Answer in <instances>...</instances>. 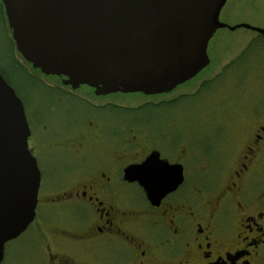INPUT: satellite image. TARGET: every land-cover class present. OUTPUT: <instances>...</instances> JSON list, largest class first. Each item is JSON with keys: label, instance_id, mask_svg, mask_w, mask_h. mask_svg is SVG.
Returning <instances> with one entry per match:
<instances>
[{"label": "flooded vegetation", "instance_id": "1", "mask_svg": "<svg viewBox=\"0 0 264 264\" xmlns=\"http://www.w3.org/2000/svg\"><path fill=\"white\" fill-rule=\"evenodd\" d=\"M33 70L51 80L37 78L49 95L45 107L53 114L68 104L72 108L75 99L95 112L119 114L124 108L113 100L90 98L121 91L97 94L87 84L74 86L65 82V76ZM75 119L76 126L64 131H56L50 122L41 123V134L29 124L28 144L36 159L40 150L57 160L38 165L41 180L34 219L6 242L4 258L14 247L16 255L32 256L34 264H264L262 100L249 107L244 122L232 126L230 141L225 142L232 157L226 161L209 152L204 155L194 146L192 133L181 136L170 153L166 148L172 144V134L167 130L160 136L139 134L132 127L125 130L119 117L95 113ZM225 124L216 123L219 138L205 150H218L214 147L227 137ZM152 151L171 164H182L184 175L177 187L155 202L125 172ZM199 153L209 161L201 164ZM214 164L213 178L188 174V166L205 174Z\"/></svg>", "mask_w": 264, "mask_h": 264}, {"label": "water", "instance_id": "2", "mask_svg": "<svg viewBox=\"0 0 264 264\" xmlns=\"http://www.w3.org/2000/svg\"><path fill=\"white\" fill-rule=\"evenodd\" d=\"M18 51L46 74L97 94L172 90L210 63L208 43L227 0H1ZM24 104L0 72V264L5 244L34 219L41 173ZM155 202L183 180V165L152 151L125 170Z\"/></svg>", "mask_w": 264, "mask_h": 264}, {"label": "rangeland", "instance_id": "3", "mask_svg": "<svg viewBox=\"0 0 264 264\" xmlns=\"http://www.w3.org/2000/svg\"><path fill=\"white\" fill-rule=\"evenodd\" d=\"M4 11L1 9L0 0V72L21 98L25 105L27 120L36 133L42 132L41 123L50 122L56 131H64L76 126L75 117L80 116L82 120L84 114L95 113L100 116L119 117L125 125V130L132 127L133 132L136 131L139 134L144 132L146 135L150 133L160 136L163 130L171 132L172 144L166 148L170 153L179 143L181 136L186 132L192 133L194 146H198L204 155V152H209L208 155L214 156L217 160L226 161L232 157L225 143L230 141L232 126L244 122L249 107L254 102H258L259 99L264 102V38H260V33L257 31L244 26L235 29L225 26L218 28L208 43L210 63L195 76L178 84L172 90L157 95L140 92L121 93L102 98L90 95V98L95 99L96 102L113 100L121 104L124 108L120 109L119 114L116 111L105 109L95 112L77 99L72 100V108L69 104L63 108L64 102L60 106L63 109L53 114L45 107L49 95L46 94L47 91L37 78L51 80L33 70V64L17 50ZM220 19L228 26L245 23L264 28V0H227L220 11ZM252 46L250 66L247 63L245 70H226L220 82L194 96L204 80L214 78L226 64L237 58L244 49ZM23 66L25 69H22ZM181 96H188V98L170 105L165 110V106H168L165 102ZM147 103L162 106L151 107ZM217 122L228 123L222 127L225 131L223 136L227 137H221L220 141L223 140V142L214 147L218 150L207 151L204 148H208L209 144L219 138L216 134ZM241 137L242 135H236L238 139ZM219 146L221 147L218 148ZM42 153L37 150L39 166L44 167L52 160L56 162L54 154ZM197 159L201 164L207 160L201 153L198 154ZM188 169L189 176L193 175L198 178L203 175L213 178L217 167L214 164L205 174L192 166H188ZM2 264L34 263L32 256L16 255L13 247L7 251Z\"/></svg>", "mask_w": 264, "mask_h": 264}, {"label": "trees", "instance_id": "4", "mask_svg": "<svg viewBox=\"0 0 264 264\" xmlns=\"http://www.w3.org/2000/svg\"><path fill=\"white\" fill-rule=\"evenodd\" d=\"M12 31V30H11ZM259 37L260 38H264V36L263 35H261V34H259ZM13 38V37H12ZM13 42H14V45H15V47H16V43H15V40H14V38H13ZM17 48V47H16ZM253 50V46L250 48H246V49H244L242 52H241V54L237 57V58H235L234 60H232L231 62H229L228 64H226L223 68H222V70H221V72L220 73H218L214 78H212V79H209V80H204L202 83H201V85H200V87H199V89L197 90V92H195V94H194V96L195 95H197V94H200L201 92H203V90L205 91V89H209V87L210 86H212V85H214V84H216L217 82H220L221 81V79H222V75H223V73L226 71V70H229V68H231V67H235V66H237V67H245V65L248 63V66H250V64H251V59H250V53H251V51ZM18 50V49H17ZM23 56V55H22ZM31 63V62H30ZM32 64V63H31ZM184 98L186 99V98H188V96H181V97H179V98H177V99H174V100H172V101H168V102H165V104L166 105H168V107L170 106V105H174L175 103H177L178 101H181V100H184ZM163 103V102H162ZM148 105H151V107H153V106H162V105H158V104H151V103H147Z\"/></svg>", "mask_w": 264, "mask_h": 264}]
</instances>
